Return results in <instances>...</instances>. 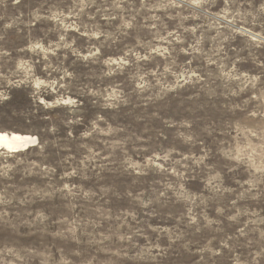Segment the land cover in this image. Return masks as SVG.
I'll return each instance as SVG.
<instances>
[{"label": "rangeland", "instance_id": "374dc122", "mask_svg": "<svg viewBox=\"0 0 264 264\" xmlns=\"http://www.w3.org/2000/svg\"><path fill=\"white\" fill-rule=\"evenodd\" d=\"M0 131V264H264V0H0Z\"/></svg>", "mask_w": 264, "mask_h": 264}, {"label": "bare ground", "instance_id": "6f19581e", "mask_svg": "<svg viewBox=\"0 0 264 264\" xmlns=\"http://www.w3.org/2000/svg\"><path fill=\"white\" fill-rule=\"evenodd\" d=\"M34 136L27 134H19L14 132H1L0 131V150L7 152H18L26 149L28 146L34 144Z\"/></svg>", "mask_w": 264, "mask_h": 264}, {"label": "trees", "instance_id": "16d2710c", "mask_svg": "<svg viewBox=\"0 0 264 264\" xmlns=\"http://www.w3.org/2000/svg\"><path fill=\"white\" fill-rule=\"evenodd\" d=\"M39 143H43V139L41 138V136L39 137Z\"/></svg>", "mask_w": 264, "mask_h": 264}]
</instances>
